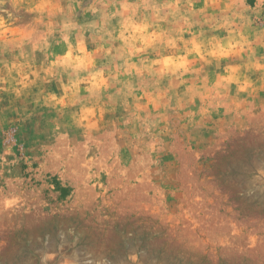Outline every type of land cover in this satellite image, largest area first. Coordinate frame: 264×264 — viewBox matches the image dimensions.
Listing matches in <instances>:
<instances>
[{
    "label": "rangeland",
    "instance_id": "obj_1",
    "mask_svg": "<svg viewBox=\"0 0 264 264\" xmlns=\"http://www.w3.org/2000/svg\"><path fill=\"white\" fill-rule=\"evenodd\" d=\"M0 264H264V0H0Z\"/></svg>",
    "mask_w": 264,
    "mask_h": 264
},
{
    "label": "clouds",
    "instance_id": "obj_2",
    "mask_svg": "<svg viewBox=\"0 0 264 264\" xmlns=\"http://www.w3.org/2000/svg\"><path fill=\"white\" fill-rule=\"evenodd\" d=\"M155 63L163 65V67L161 68V71H165V70L176 71L180 67L183 66L184 61H183V59H181L179 61H174L171 57H168V58H164L162 60H157V61H155Z\"/></svg>",
    "mask_w": 264,
    "mask_h": 264
}]
</instances>
